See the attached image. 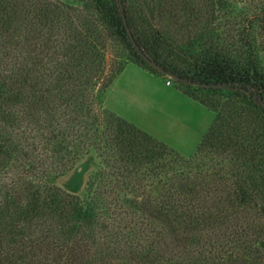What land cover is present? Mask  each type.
<instances>
[{
    "label": "rangeland",
    "instance_id": "1",
    "mask_svg": "<svg viewBox=\"0 0 264 264\" xmlns=\"http://www.w3.org/2000/svg\"><path fill=\"white\" fill-rule=\"evenodd\" d=\"M126 1L135 30L144 38L151 29L163 33L170 45L158 50L177 65L191 68V57L218 50L264 71V0ZM105 2L0 0V142L10 151L0 164V218L17 191L49 187L79 196L86 213L66 222L44 208L18 222L45 232L65 225L73 237L112 241L93 264H264V187H257L264 184V121L241 95L200 90L196 84L188 88L149 64L138 66ZM109 75L117 78L107 94ZM183 89L218 102L223 114L239 121L231 134L240 143L218 152L207 148L191 172L169 173L191 177L194 172L197 180L232 192L258 177L252 203L230 210V196L215 194L205 204L207 212L226 216L189 228L164 221L157 186L116 161L117 117L186 158L196 154L215 113L177 92ZM240 144L245 158L260 165L255 173L242 166ZM11 180L13 186L5 187ZM7 239L19 245V238L8 234Z\"/></svg>",
    "mask_w": 264,
    "mask_h": 264
},
{
    "label": "trees",
    "instance_id": "2",
    "mask_svg": "<svg viewBox=\"0 0 264 264\" xmlns=\"http://www.w3.org/2000/svg\"><path fill=\"white\" fill-rule=\"evenodd\" d=\"M99 1L103 2V0ZM105 1L109 2L114 17L121 23L123 33L129 38L130 44L134 48L135 57L138 59V61H134L137 65L142 67L143 64H149L145 59L147 57L166 70L167 73L160 71L162 74L174 75L179 78L176 81L183 86L190 88L197 85L196 88L200 90L225 89L232 94L241 95L242 99L251 106L252 111L256 112L258 121H264L263 70L254 64L235 63L218 50L210 52V56L207 54H204V57L194 55L191 57L193 59L191 68L181 67L158 50L159 47L165 46L164 44L170 45L163 33L157 29H151L149 38H144L143 33L135 30L126 0H104L103 4H106ZM124 68L118 72V75ZM116 76L106 77L104 79L107 81L105 87H110ZM96 79L98 80L99 77ZM92 85L95 83H89V86L92 87ZM181 91L194 100H199L201 104L215 113L214 121L205 133L196 154L186 158L150 133L122 117H117L118 160L116 161L123 164L121 167L125 171L133 174L139 173L147 183L152 182L157 186L154 188V192L157 194L160 216L164 221L189 228L214 223L226 216L218 218L207 212L205 204L215 194L221 195V192L224 191L225 197L230 196L232 204L230 210L252 203L256 199L252 187L258 177L251 179V186L239 185L232 192L226 190L222 185H211L205 178L197 180V174L194 172L191 177L184 176L182 173H174V171L173 174L169 173L171 169H192L196 164L198 165L199 153L207 148L218 152L240 143L238 140H234V135L231 134V131L239 130L236 125L239 121L234 123L231 114H223L218 102L212 103L207 99H200L184 89ZM43 140L47 142L50 139L43 138ZM242 147L243 145L240 144L236 149L237 153L244 157L242 166L247 168L250 174L255 173L259 170L260 165L246 159ZM9 154L10 151L5 149V146L0 142L1 165L6 163V157H9ZM152 177L155 180H152ZM261 181L264 182V174L261 176ZM14 183L11 180L9 186L5 187H11ZM257 185V187H264L261 182ZM91 186L93 183H90ZM50 189L45 187L33 192L30 190L15 191V197L6 201V213L0 218V264H93V258L101 253L103 246L112 243V241H102V236L92 237V240H87L84 236L73 237V232L65 225L62 229H47L45 232L44 228L31 230L29 229L31 226H29L27 229L24 223L18 222L20 216L23 219L35 217L41 214L44 208L56 213L66 222H69L73 215L86 213L82 212V201L79 196L52 192ZM48 197L53 199L49 203L46 202ZM14 219L16 220L14 221ZM24 230H27L31 237L26 235ZM8 234L19 238V245L12 246L7 239ZM21 236L27 238V241L20 240Z\"/></svg>",
    "mask_w": 264,
    "mask_h": 264
},
{
    "label": "water",
    "instance_id": "3",
    "mask_svg": "<svg viewBox=\"0 0 264 264\" xmlns=\"http://www.w3.org/2000/svg\"><path fill=\"white\" fill-rule=\"evenodd\" d=\"M125 23H126V25H127V22H126V20H125ZM132 37V36H131ZM136 45V44H135ZM137 48H138V46H136ZM145 59L147 60V62L150 64V65H152L154 68H156L157 70H159V71H161L162 73H167L166 72V70L160 65V64H158V63H156V62H154V61H152V60H150V59H148L147 57H145ZM168 75H170L172 78H174V79H179V78H177V77H175L174 75H171V74H168ZM199 85V84H198ZM208 87V86H207Z\"/></svg>",
    "mask_w": 264,
    "mask_h": 264
},
{
    "label": "crops",
    "instance_id": "4",
    "mask_svg": "<svg viewBox=\"0 0 264 264\" xmlns=\"http://www.w3.org/2000/svg\"><path fill=\"white\" fill-rule=\"evenodd\" d=\"M139 66V65H138ZM141 67V66H140ZM117 78V77H116ZM115 78V79H116ZM115 79H114V81H115ZM114 81H113V83H114ZM113 83L110 85V87L108 88V91H107V94L109 93V90L112 88V85H113ZM177 92L179 93V94H183L184 96H186L187 97V95H185L182 91H179V90H177ZM108 97V96H107ZM106 97V98H107ZM189 98V97H188ZM190 99V98H189ZM191 100H193L194 102H197V103H200V102H198L197 100H194V99H191ZM201 104V103H200ZM203 105V104H202ZM204 106V105H203ZM114 111V110H113ZM115 112V111H114Z\"/></svg>",
    "mask_w": 264,
    "mask_h": 264
},
{
    "label": "built area",
    "instance_id": "5",
    "mask_svg": "<svg viewBox=\"0 0 264 264\" xmlns=\"http://www.w3.org/2000/svg\"><path fill=\"white\" fill-rule=\"evenodd\" d=\"M170 83H171L170 81L167 82L168 85H170Z\"/></svg>",
    "mask_w": 264,
    "mask_h": 264
}]
</instances>
